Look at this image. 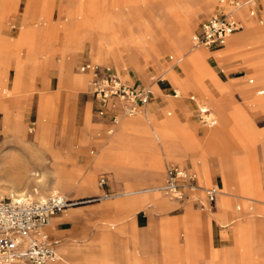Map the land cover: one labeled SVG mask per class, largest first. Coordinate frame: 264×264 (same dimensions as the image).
I'll return each instance as SVG.
<instances>
[{
  "label": "rangeland",
  "instance_id": "obj_1",
  "mask_svg": "<svg viewBox=\"0 0 264 264\" xmlns=\"http://www.w3.org/2000/svg\"><path fill=\"white\" fill-rule=\"evenodd\" d=\"M26 1L19 0L18 9L9 12L6 16L3 25L0 26L2 38H18V29L22 25L23 9ZM119 1L76 0L74 3L75 10L73 12L75 14L82 11L87 12L89 16L91 14L99 16L101 13H114L117 7L121 5H125V7L122 9L121 24L119 25L117 19H115V27L111 28V34L117 35L120 42L108 40L109 45H105L103 39L106 34L95 24L91 29L89 28L90 32L92 31L90 38L85 40L83 47L78 48L75 52L73 72L83 74L88 80V76L80 72L77 67L83 61H90L109 66L126 79L140 81L141 79L131 69L134 60L138 59L143 67V75H145V79L141 80L143 83H153L154 85L155 81L152 78L157 77L161 71L171 70L177 73L186 85L184 89H180L177 84L171 83L166 91L157 95L154 88L152 100L154 99L153 114L156 121H153V124L154 122L160 124L163 120L175 116L181 128L195 130V136L197 140H200L219 124L220 113L215 107V102H222L224 112L234 119L233 134L246 143L249 155L257 156V161H255L257 163L252 162L250 164L252 169L255 172L264 173V148H262L261 141L244 136L243 130L245 131V128L235 121L237 114H239L237 110H243L248 122L253 126L252 129L264 136V95L257 94V90L264 89V81H262L264 80V42L245 43L239 49L228 54L216 56L213 62L209 61L213 76H202L208 95L200 94L186 81L179 63H175L176 50L168 46L171 35L181 28V19H186L188 23L186 28L188 44L185 49L188 51L202 50L209 54H217V51L231 44L233 35L238 36L246 30L245 20L239 17L243 23V28L233 33V35H229L226 43L212 47H193L192 35L200 21L217 8V0H213L206 7L200 6V0H123L122 3ZM68 3L69 0H30V4L34 8H39L40 6L44 8L43 13L48 14L46 22L52 24L61 20L67 23V13L62 11V6H67ZM258 3L255 4L256 15L251 17L246 11L247 18L253 19V24L257 27L264 26V8L258 7ZM78 16L80 18V15ZM94 20L98 21V19ZM80 32L83 35L85 30ZM151 34L156 38H160V40L157 39L158 42L155 44L157 48L155 50V59L159 66L158 68H156L151 58L139 59L136 52L138 49L134 47L132 42L126 41L131 36L143 35L146 41L154 43L150 40ZM63 36V31H61L58 36L59 42L62 41ZM108 46L113 47V50L111 49L112 52H116L123 62V66L119 67V70H116L114 64L110 62L112 55L106 53ZM26 53V49L21 48L18 53L19 60L24 61ZM183 53L184 51L181 52V54ZM55 55L58 58H62L59 51H56ZM17 60L14 55L10 56L7 66L10 78L13 77ZM124 72L127 73L125 76ZM257 75L262 77L258 76L259 79H257ZM49 77L51 78V76ZM250 78L254 81L248 82ZM5 83V85H0V100L12 99V97L18 95L14 108L19 110H14V118L22 120L23 125H25L28 143L26 144L27 146H20V144L14 142L4 143V126L8 127L10 119L6 120L4 112L0 110V187H7L9 190L15 191L20 190L23 193L16 194L13 197L25 196L32 200H42V198H46L54 191L53 188L57 186L54 168L58 167L59 164L55 163L47 146L39 150L32 140L37 126L40 123L51 121L55 135L53 146L62 154L63 164L61 166L70 178L67 188L65 189L64 186L61 189L58 188V192L64 195L65 198L72 199V205L53 215L51 223L47 227L48 233L52 235L51 238L56 241V251L57 246L64 242L76 244L89 251L90 259L94 264H106L109 261L114 262L113 264H116L115 262L118 264H229L227 261L228 255L234 257L236 264H251L250 258L247 259L238 255L237 241L233 235L232 223L229 222L230 219L241 218L240 220H244L247 218L253 219L257 225H264V202L249 201L247 199L248 194L242 191L239 184L231 181V185L228 186L227 190L229 194L223 195V197L229 199L231 211L226 216L219 217V214L225 212V207L220 199L217 200V208L212 209L214 211L217 210L218 240L214 241L212 230L204 224L195 226L188 223V230L182 226L185 215L191 213L195 216H206L211 210L201 211L191 203L185 205L174 203L159 188L164 181L165 169L170 164H180L194 169L202 186H209L211 183L218 184L221 181L219 175L220 167L213 155H207L206 158L210 181H205L200 173L201 171L197 167H193L188 160L179 161L174 158H167L162 162L163 171L161 175L154 173L148 163L144 164L141 181H139V184L132 186L131 183L134 179H132L131 174L122 173L117 176L114 168L97 165L95 158L115 134L117 126L111 134H106L105 130L107 127L103 119L94 114L89 85L75 95L72 91L63 88L60 91L58 110L51 99L49 106L41 109L36 120L31 118L35 98L29 94L31 92L30 88L27 89L28 93L21 91L18 94H11L9 89L7 91V88H11L12 80ZM29 83L30 81H28ZM37 83L38 80H35V84ZM242 86L249 87V98L244 96ZM192 95L195 96L194 101L189 99ZM150 102L151 99L148 105ZM204 105L211 110L217 120L216 125L213 127L202 125L196 120L197 109ZM78 107H89L91 122L97 127V130L91 132L77 127L75 132L67 131L64 134H60L67 116L71 115V112H74ZM144 110L142 109V111L129 118L137 117ZM168 112H170V115H168ZM77 130H82V132ZM132 137L137 138L135 136ZM202 145L203 142L200 140L199 147H202ZM14 147H18L22 154L20 153L17 157L13 156ZM239 149L242 148L239 147ZM144 157H146V162H150L153 159V155L150 153L145 154ZM26 162H29L28 164L33 163L31 164L32 170L30 169V172L23 180L24 182L22 181L17 186L15 174H17L18 169L21 170L26 167ZM247 164V161L243 160V158L237 161L238 172L236 179L243 186L249 185L253 179V173H251ZM57 170L59 171V169ZM89 171L93 173L97 184L103 177L106 179V184L102 186L98 184L97 186L101 190L102 196H107L101 197L93 188L83 189V187L78 185L83 178V173ZM36 174L39 175L37 176ZM226 177L230 179L227 166ZM18 187L19 189H17ZM147 187L151 190L128 192L131 190H143ZM0 196L10 197L7 194ZM136 196L139 197L133 199ZM140 196H147V198L143 199ZM219 197H221V194ZM253 198L264 200L260 196H253ZM134 204L136 208L141 205L136 210V212L139 211L143 215V221L141 222L135 221L138 213L136 215L129 213ZM177 205L182 206L183 210L172 211ZM71 212H74L72 216H70ZM127 213L129 215L126 217ZM55 217H62L65 220L62 224L64 230L61 234L57 232L54 235ZM259 220H262V224H259ZM47 264H65V262L58 258V260Z\"/></svg>",
  "mask_w": 264,
  "mask_h": 264
},
{
  "label": "crops",
  "instance_id": "obj_2",
  "mask_svg": "<svg viewBox=\"0 0 264 264\" xmlns=\"http://www.w3.org/2000/svg\"><path fill=\"white\" fill-rule=\"evenodd\" d=\"M122 1L123 0H120L119 2L122 3ZM212 1L213 0H200V6L206 7ZM258 2L259 0H254L255 4ZM74 3L72 2L71 5L68 4L67 6H62V11L67 13V23H65L64 20H61L55 24H52L50 22H46L48 14H45L44 17H41V13L38 14V12H41L43 7L41 8L40 6L39 8H34L30 4V0H27L23 9L24 15L22 18V25L18 29V38H2L0 27V85H5V82H11L12 78L18 79L22 82L26 81L27 88L29 87L31 91L29 94L33 95L35 98L31 111V118L33 119L37 120L38 113L41 111V109L49 106L51 99L54 101V106H56L58 110V106L60 105V91L63 88L72 91L75 95L80 90H84L87 87L88 80L84 77V75L73 72V68L75 66V52L78 48L83 47L85 40H88L84 34H80V31H83L84 27H86V21L101 19L102 21L105 20L107 23H110V25L114 26L116 24L114 20L117 19V23L119 25L121 24L122 9L125 7V5L117 7L114 13H101L99 16H94L91 14L89 16L87 12L82 11L75 14V12H73V10H75ZM18 6L19 0H0V26L3 25L8 13L17 10ZM246 11V6H244V13L242 14L239 12V9L237 10L238 17L245 20L246 30L238 36L231 34L233 35L231 37V44L217 51V54H209L202 50L188 51L185 49L187 46L186 44L184 45L181 43H176V41L170 38L168 46L176 50L177 53L175 63H179L180 68L185 75L186 81L191 84L198 93L208 95V90L203 83L202 76H213L209 61L213 62V59L216 58V56L218 57L223 54L231 53L236 49H239L245 43L264 42V26H255L253 24V19L247 18ZM78 14L80 15V18ZM73 19L76 22L80 20L81 25L79 26L80 28L78 30L79 33L76 37V42L69 51H66V47L69 42L68 25L69 21ZM33 21L35 22L33 23ZM61 31H63L64 36L62 41L59 42L58 36ZM88 38H90V36ZM157 39L160 40L159 37L156 38L153 34H151L150 40L154 43H149L146 41L143 35L131 36L126 41L132 42L134 47L138 49L136 52L139 56V59L151 58L153 59L156 68H158L159 66L155 59V50L157 49L155 44L158 42ZM21 48H25L27 51L24 61L19 60L20 57L18 53ZM56 51L61 53L62 58L56 57ZM183 51L184 53L181 54ZM106 53L110 54V51L107 49ZM11 55H14V57L18 59L12 78L9 77V69L7 68ZM178 58H181L182 60L179 62L177 60ZM66 60H68L70 63L69 68L62 72L63 63ZM131 69L136 73V76L139 79H145L140 60H134ZM123 74L125 76L127 73L124 72ZM49 76H51V78ZM258 76L260 75H257V79H259ZM152 79L155 81L154 85L153 83L147 84L151 85L153 93L155 88V93L157 95L166 91L171 83L177 84L180 89H184V87H186V85L181 80V77L171 70L161 71L157 77H153ZM35 80H38L37 84H35ZM141 80H135V82L143 83ZM250 80H252V82L254 81L250 78L248 82H250ZM28 81H30L29 84ZM249 91V87L242 86V92L247 98H249ZM153 101L154 99H151L147 110L144 113L139 114L137 117H121V121L119 122V125H117L115 134L95 158L97 160V165L110 166L114 168L116 170L117 176L122 173L127 175L131 174L132 179H134L131 183L133 186L139 184V181H141L140 179H142L141 176L143 174L142 171L144 164L148 163L154 173H159L161 175L163 171V160L167 158H174L179 161L188 160L193 165V167H197L201 171L200 173L202 174L205 181H210V174L206 158L207 155H213L217 159V164L220 167L219 175L221 181L216 184L220 190L221 197L217 198V200L220 199V201L223 203V206L225 207V212L219 214L220 218L226 216L231 211V203L229 202V199L223 197V195L225 196L229 194L227 190L229 188L228 186L231 185V181H235L237 184H239L242 191L248 194L247 199L249 201L264 202V200L261 198H253V196H260L264 198V173L255 172V170H253L250 165L252 162L257 161V156L255 157L249 155L248 149H246V143L243 142L238 136L233 134L232 126L234 119L224 112L222 102H215V107L220 113L219 124L217 127L210 130L207 135L200 139L202 140L203 145L202 147H199L200 140H197V137L194 133L195 130L193 131L189 128H181L178 124L177 117L173 116L169 119L163 120V122L160 121V124L155 122L153 124V121H156L153 114ZM91 102L94 110L92 96ZM7 104L8 101L6 99H1L0 110L3 111V106ZM88 108L89 107H78L76 110H74V112H71V115L67 116L65 125L63 128H61L60 134H64L67 131L75 132L77 127H80L82 130L85 129L95 132L97 127L91 122ZM14 109L15 108H13V114ZM15 111L17 110L15 109ZM237 112L239 114H237L235 121L245 128V131L243 130L244 136H247L248 138L259 139L261 141L262 148H264V136H261L255 131V129H252L253 126L250 125V122H248L247 116L243 110L238 109ZM103 121L107 127L105 132L109 135L107 132L108 128L110 127L108 124L109 122L107 119H103ZM115 127L113 129H115ZM39 130L43 133L42 143L48 147L49 153L55 160V163L59 164L58 167L56 166L54 168V172L59 169V173L63 177V182L61 184L66 189L70 183V178L67 176V173L63 171L61 166L63 164L62 154L57 148L53 146L55 135L52 122L48 121L46 123H40ZM82 130L77 131L82 132ZM132 136L137 137L136 139L138 140L131 141L130 138H132ZM239 147L242 149H239ZM91 153H93V151H91ZM147 153L153 155V159L150 162H146L145 160L146 157H144V155ZM242 158L243 160L245 159L247 161L248 168L251 170V173H253V179L247 186L241 185L236 179L238 172L237 161ZM226 166L228 167L230 179H227L226 177ZM255 168H257V166H255ZM78 185L83 187V189L93 188L94 191L101 195V197L107 196H102V192L97 186L98 184L95 182L94 175L90 171L83 173V178ZM150 190L151 189L147 187L143 190H131L128 192L134 193ZM138 197L139 196H136L133 199H137ZM141 197L142 196H140V198ZM142 198H147V196ZM67 199L69 201L72 200L70 198ZM140 206L136 208L134 204L132 206V210L129 211L130 214L136 215L138 213L135 219L136 222L143 221V215L140 214L139 211L136 212ZM215 208H217V201ZM178 210H183V208L177 205L172 209V211ZM129 213L126 214V217L129 215ZM73 214L74 212H71L70 216ZM183 219L182 226L185 227L184 229L188 230V223H191L195 226L198 224H204L210 227L212 230L214 241L216 239L218 240L217 210L214 211L211 209V212H208L206 216H195L189 213L185 215ZM240 219L241 218L230 219L229 222L232 223L231 227L233 230V235L237 241L238 255L244 256L247 259L250 258L251 264H264V225H257L253 219ZM64 222L65 220L62 217H55L54 235L57 232L59 234L63 232L64 228L62 227V224ZM258 222L259 224H262V220H259ZM49 235L52 237L51 234ZM53 240L55 239L53 238ZM56 253L58 258H61L65 264H94L90 259V253L87 249L81 248L80 246L70 242L59 244L57 246ZM227 261L229 264H236L234 257L231 255L227 256ZM113 263L114 262L109 261L106 264ZM115 263L118 264L117 262ZM14 264L20 263L15 262Z\"/></svg>",
  "mask_w": 264,
  "mask_h": 264
},
{
  "label": "built area",
  "instance_id": "obj_3",
  "mask_svg": "<svg viewBox=\"0 0 264 264\" xmlns=\"http://www.w3.org/2000/svg\"><path fill=\"white\" fill-rule=\"evenodd\" d=\"M241 6L247 7L249 16L256 15L254 0H217V8L200 21L192 35V46L212 47L226 43L229 35L243 28L237 15ZM77 69L88 76L94 114L108 120L109 134L122 116L136 115L145 109L154 95L150 84L126 79L109 66L83 61ZM257 94L264 95V89L258 90ZM189 99L194 101L195 96ZM196 120L207 127L217 123L206 106L197 109ZM103 184H106L104 177L99 181V185ZM159 188L173 202L179 205L191 203L202 211L215 208L220 194L216 183L200 185L197 172L180 164L166 167L164 181ZM70 204L71 201L58 191H52L42 200L0 196V264L14 261L47 264L58 260L56 241L50 237L47 227L52 216Z\"/></svg>",
  "mask_w": 264,
  "mask_h": 264
},
{
  "label": "bare ground",
  "instance_id": "obj_4",
  "mask_svg": "<svg viewBox=\"0 0 264 264\" xmlns=\"http://www.w3.org/2000/svg\"><path fill=\"white\" fill-rule=\"evenodd\" d=\"M76 0H69V5H71V3L75 2ZM78 1V0H77ZM258 6L261 7V8H264V0H259V3H258ZM44 11V8L41 9V17H44L45 13H43ZM239 12L242 14L244 13V6H241L239 8ZM79 15V14H78ZM181 28L178 29L177 31H175L172 35H171V38L172 40L176 41V43H181V44H188V36H187V20H184V19H181ZM96 24V26H98L99 28H101L102 32H104L106 34V36L104 37L103 39V43L105 45H109V41L108 40H113L115 42L118 43L119 41V37L117 35H113L111 34V31L112 29L115 27V26H112L110 25V23H107L105 20L102 21L101 19H98V21H95V20H90V21H86V27H84V30L85 32L83 33L84 36L88 39V36L91 35V32H90V29ZM81 25V22L80 20H78V22H76L74 19L73 20H70L69 21V25H68V37H69V42H68V45L66 47V51H69L72 46L74 45V43L76 42V37L78 35V30H79V26ZM88 28V29H87ZM90 28V29H89ZM112 28V29H111ZM88 30V31H87ZM98 31V30H96ZM104 36V35H103ZM102 36V37H103ZM120 42V41H119ZM107 49L110 51V54L112 55L111 57V62L112 64H114L116 70H119L118 68L123 66V62L122 60L120 59L119 55L116 53V52H112L113 50V47L112 46H108ZM112 49V50H111ZM32 52V51H31ZM31 57V56H30ZM29 57V59H30ZM206 58V57H205ZM179 62L182 60L181 58H178L177 59ZM69 61L66 60L64 61L63 63V71L64 70H67L69 68ZM167 82V81H166ZM165 82V83H166ZM87 85H88V82H87ZM29 88V87H28ZM27 88V84H26V81L22 82L18 79H14L12 78V86L11 88H7V91L9 89V92L12 93H15V94H18L20 93L21 91L25 92V93H28V89ZM6 90V89H5ZM17 96L16 95L15 97H12V99H7L8 101V104L7 105H4L3 106V112L5 114V119L6 120H9V125L8 127L4 126V133H3V139H4V143H9V142H14V143H17V144H20V146H27L26 144L28 143L27 140V130H26V127L25 125H23L22 123V120H17L14 118V114H13V108L15 106V104L17 103ZM152 99V97H151ZM26 106V105H25ZM149 105H147L146 109L141 112V113H144L147 108H148ZM205 106V105H204ZM15 110V109H14ZM18 111V110H17ZM22 113V112H21ZM123 117V116H122ZM26 118V117H25ZM24 120V119H23ZM46 122V121H45ZM31 129V128H30ZM33 143L34 145L39 149L41 150L42 147H46L45 144L42 143V140H43V133L39 130V125L37 126V130L35 132V134H33ZM131 141H136L138 139L136 138H130ZM30 141V140H29ZM8 146V145H7ZM13 147V146H12ZM30 147V146H29ZM33 148V147H31ZM35 148V147H34ZM13 149V148H12ZM24 149V148H23ZM22 149V150H23ZM9 150V149H8ZM14 155L13 156H18L20 153L22 154V152H20V149L18 147H14ZM36 150V149H35ZM26 151V150H25ZM34 151V150H33ZM31 151V152H33ZM37 151V150H36ZM47 151V150H46ZM45 151V152H46ZM12 152V151H11ZM48 152V151H47ZM27 154V153H26ZM30 155V154H29ZM36 155V154H35ZM39 155H42V154H39ZM44 155V154H43ZM30 157V156H29ZM34 158V157H33ZM25 159V158H23ZM32 159V158H31ZM46 159V158H45ZM19 162V161H18ZM27 163V162H26ZM29 163V162H28ZM26 164L25 166L26 167H23V169H18L17 171V174L16 175V180H17V186L24 180V178H26V176L28 175V173L30 172V169L32 168L31 164ZM32 170V169H31ZM35 170V169H34ZM55 174V177H56V187L53 188L54 191H58L59 189L58 188H62L63 185L61 184L63 182V177L61 176V174L59 173V171L57 170L56 172H54ZM14 175V176H15ZM37 176L39 174H36ZM237 177V176H236ZM24 182V181H23ZM99 184V183H98ZM23 186V185H22ZM19 189V187L17 188ZM16 189V190H17ZM21 189V187H20ZM20 191V190H18ZM15 191V190H9L7 187H0V195L4 196V195H8V196H15L16 194H22L23 192L20 191ZM44 199V198H42ZM67 199V198H66ZM68 200V199H67ZM69 201V200H68ZM71 205V204H70ZM223 205V203H222ZM50 223H51V220H50ZM20 263V264H24L23 262L21 261H14L13 263L11 264H14V263Z\"/></svg>",
  "mask_w": 264,
  "mask_h": 264
}]
</instances>
